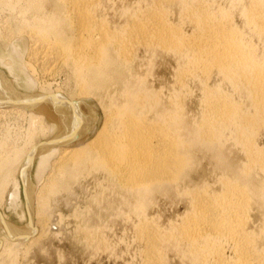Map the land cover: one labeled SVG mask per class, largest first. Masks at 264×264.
<instances>
[{
  "label": "bare ground",
  "instance_id": "obj_1",
  "mask_svg": "<svg viewBox=\"0 0 264 264\" xmlns=\"http://www.w3.org/2000/svg\"><path fill=\"white\" fill-rule=\"evenodd\" d=\"M249 1L246 27L264 40V0ZM112 2L0 0V197L16 209L24 191L30 217L20 227L0 213V264L47 230L55 193L95 170L137 199L138 214L155 193L189 195L191 210L171 233L147 218L139 225L149 264H165L159 248L169 242L185 247L191 264H264V53L210 0L122 5L113 18ZM169 4L181 7L192 34L168 18ZM141 49L154 59L174 54L181 89L201 78V119L181 111V89H156L140 71ZM215 70L242 100L208 85ZM196 151L213 166V184L204 168L190 171Z\"/></svg>",
  "mask_w": 264,
  "mask_h": 264
},
{
  "label": "rangeland",
  "instance_id": "obj_2",
  "mask_svg": "<svg viewBox=\"0 0 264 264\" xmlns=\"http://www.w3.org/2000/svg\"><path fill=\"white\" fill-rule=\"evenodd\" d=\"M148 1L149 3L152 2V0H114L115 3L112 2V4H117L112 7V10H110V17H114V8L118 9L122 5H124L122 7L126 9L128 8L127 10H130L132 8L131 11H134L136 7H145L148 4ZM210 3L212 5L215 4L216 7L219 5V7H224L223 9L224 11L226 9L229 17L233 15V19H231L230 17L231 21L233 20L232 22H234L233 25L238 28V30H241L243 32L246 31V33H244L245 35L249 33L246 38L249 41L252 40L250 42L253 43L255 47L257 46L259 49H257V52H259L258 54L263 55L264 50H262V48H264V40H260L258 36V38H255V35L252 32L248 31L250 29L246 27V18L242 12L244 11V9L246 10L250 7L249 0H210ZM234 3L235 5H233ZM169 5H167V9L170 11L168 18L176 23L177 26L181 25L179 27H183L186 34H192L195 31L193 30L194 27L193 25H190L191 23H188V20L184 22L186 19L184 18V20L182 18L184 16H182L181 14V7L176 4H174L175 6L173 4ZM231 8L234 9L231 10ZM229 11L232 13H229ZM180 14L182 17L180 16ZM180 19H183V22L180 21ZM251 35L254 36V40ZM138 52L137 53L139 56L142 55V57H146L144 58V61L140 62L142 66L139 67L141 68L140 71L144 74H146V71H148L147 78L152 82L154 81L153 83H155L156 89H163L164 92H168L169 90H173V87L175 86V88H177L180 92L181 88L177 87L179 85L175 84V80L177 79L176 74H178L177 69L179 68L178 65L180 62L175 58L174 54H157L154 59V57L151 58L149 54L147 56V54H145V51H142V49L140 51L138 50ZM150 59L151 62L149 61ZM149 63L150 65L152 63V67L154 70L150 68ZM145 64L149 68H147ZM0 68H2L1 65ZM149 70L152 71L150 72ZM211 74H213V72H211L210 75ZM8 75H10V73H8ZM22 75H25L24 77L26 78V74L22 73ZM152 75H155L154 78L152 77ZM205 76L206 75H203L202 77L204 80L206 79L205 83L208 84L209 82L208 85L221 83V75L218 76L217 72L212 75L213 77L211 76L209 78V81L207 79L208 76ZM9 77L10 79L14 80L11 75ZM187 80L188 85L186 86V88L183 87L181 89V99L179 98L184 106L183 109H186L187 111H181L187 114H185L186 117L189 116L188 119L190 121H196V119L198 121L199 118H202L201 112L203 110V103L200 101H202L201 98H203L204 94L202 85L203 82L200 83L201 78H189ZM58 81L59 84H61L62 80L58 79L54 83L55 87L58 86ZM221 85L223 90L230 93L233 99L239 98L238 94H234V90L232 89L231 85L228 84V82L224 81L221 83ZM19 88L22 91H29L27 82H21ZM183 100H185V102ZM200 152L201 151H196V154L192 159L193 162L190 171H202V169L204 168L207 173V181L210 180V183L213 184L216 179V175L213 173V166L208 163V160L206 158L203 159L204 153ZM14 167L15 168H13L12 171L13 174L16 173V166ZM3 196L4 197H1L4 199H1L0 197V213L4 216H7L9 221L16 226L21 227L26 225L29 222L30 217L29 213L27 212V199L24 191L22 193L23 204L21 205V207L16 209L9 208L8 197L6 194H3ZM189 199V195L187 196L184 194L165 195L162 193H155V196L150 201L149 206L147 205L145 207L146 209L143 211L144 213L138 214L139 208L136 205L137 199L134 198V196L121 190V188L112 179L106 176L103 171H85L81 176H79L78 180L72 184L70 189H68L67 191L57 192L52 196L49 204V210L51 212L48 211V219L46 217L47 230L43 233L44 235L42 234L40 239L35 243H32L28 246H22L19 249L16 248L14 252L10 253L11 255L6 253L4 255V259L6 261L3 260V263L147 264L148 260L146 257L147 255L145 256V249L148 248V245L141 238L142 231L139 233L138 231L141 230L140 228L142 226L146 228L147 225L149 226L150 224H152V226L155 225L157 228H159L163 232V234H168V232L171 233L173 225L176 223H181L187 215V212L191 210ZM251 210L250 215L252 217V227L253 229L258 230L262 225L263 219L261 211L258 209L257 205H254ZM142 216L145 218H143ZM146 218L148 220V223L151 222L150 224L147 223ZM143 219H145L146 221ZM144 222L147 225L144 224ZM1 227L2 226L0 225V232H2L1 236H4L5 233L3 231V228L1 229ZM140 239L144 243L140 241ZM162 245L159 249H161L160 251H162L161 259L163 257L162 260L165 264H191L190 259H188L187 256L184 255L183 248L185 247H181L177 250L175 247V243L172 244L171 242L167 243V245L166 243ZM227 251V254L232 256V251L230 250V248L227 247ZM12 261H15L16 263H12Z\"/></svg>",
  "mask_w": 264,
  "mask_h": 264
}]
</instances>
